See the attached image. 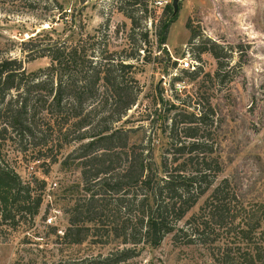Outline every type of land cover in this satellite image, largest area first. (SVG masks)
<instances>
[{"label": "trees", "instance_id": "trees-1", "mask_svg": "<svg viewBox=\"0 0 264 264\" xmlns=\"http://www.w3.org/2000/svg\"><path fill=\"white\" fill-rule=\"evenodd\" d=\"M16 1L29 11L42 4L58 16L48 29L20 42L22 58H0V142L7 140L20 152L30 146L36 161L48 143L71 146L66 156L77 160L83 196L68 209L61 237L70 244L88 236L104 238L98 242L116 239L118 246L95 264L124 262L139 246H157L168 234L173 245L203 247L214 264H264V200L248 202L227 178L216 181L220 163L211 155L207 111L178 110L161 121L166 143L157 163L149 146L129 141L133 128L124 126L123 117L139 93L132 69L147 33L138 43L130 32L119 50L109 49L105 36L74 44L53 36L52 24L67 23L57 0ZM164 16L155 33L163 52L174 18L172 10ZM125 17L133 30V19ZM223 49L216 42L200 47L215 59L216 78ZM38 57L50 64L26 71L24 62ZM30 184L0 158V225L13 227L38 213L41 195Z\"/></svg>", "mask_w": 264, "mask_h": 264}, {"label": "rangeland", "instance_id": "rangeland-1", "mask_svg": "<svg viewBox=\"0 0 264 264\" xmlns=\"http://www.w3.org/2000/svg\"><path fill=\"white\" fill-rule=\"evenodd\" d=\"M57 1L67 12V23L51 25L55 38L75 44L105 36L108 48L119 50L130 32L138 43L147 33L148 43L141 45L140 60L132 69L139 93L123 117L124 126L133 128L130 142L149 146L157 163L166 143L161 121L178 110L204 109L211 155L220 163L216 181L227 178L248 202L264 200V0H178L162 44L165 52L157 49L155 33L161 18L172 10L171 0ZM164 6L168 13H163ZM125 15L133 19V30ZM57 16L42 4L29 11L16 0H0V58H22L20 42L48 29ZM211 42L225 47L217 78L215 59L200 52ZM49 64L47 57H38L25 61L24 68L31 71ZM48 133H43L46 139ZM49 145L39 148L36 161L30 146L20 152L17 145L0 142L4 164L21 180L31 181L41 195L33 219L13 227L0 225V264H95L118 246L116 239L98 242L104 238L88 236L70 244L61 237L68 209L83 191L77 160L66 156L71 146ZM204 196L188 213L196 211ZM139 247L136 256L118 264H214L203 247L173 245L169 234L157 246Z\"/></svg>", "mask_w": 264, "mask_h": 264}, {"label": "water", "instance_id": "water-1", "mask_svg": "<svg viewBox=\"0 0 264 264\" xmlns=\"http://www.w3.org/2000/svg\"><path fill=\"white\" fill-rule=\"evenodd\" d=\"M178 0H171V9H172V15H174L176 11V3Z\"/></svg>", "mask_w": 264, "mask_h": 264}]
</instances>
